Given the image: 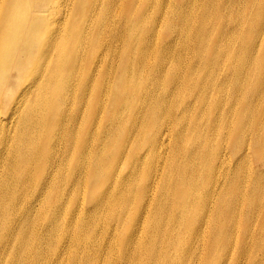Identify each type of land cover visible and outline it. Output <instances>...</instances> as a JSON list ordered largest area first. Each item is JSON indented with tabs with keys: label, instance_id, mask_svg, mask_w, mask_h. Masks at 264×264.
<instances>
[{
	"label": "bare ground",
	"instance_id": "bare-ground-1",
	"mask_svg": "<svg viewBox=\"0 0 264 264\" xmlns=\"http://www.w3.org/2000/svg\"><path fill=\"white\" fill-rule=\"evenodd\" d=\"M171 1L182 10L165 27ZM252 17L264 23V0H0V264H95L91 231L154 185L151 211L152 199L123 221L128 233H105V264H264V46L258 55ZM146 29L184 32L189 82L174 42L153 45ZM222 67L228 82L194 78ZM196 109L203 117L180 123Z\"/></svg>",
	"mask_w": 264,
	"mask_h": 264
},
{
	"label": "rangeland",
	"instance_id": "rangeland-1",
	"mask_svg": "<svg viewBox=\"0 0 264 264\" xmlns=\"http://www.w3.org/2000/svg\"><path fill=\"white\" fill-rule=\"evenodd\" d=\"M140 2L142 3V0H140ZM177 3H181L182 0H176ZM172 10H182V9H179V8H175L174 4H173V1L170 2V6L169 8L166 10V17H165V21L163 22V25L166 27V19L167 17L170 15V13L172 12ZM258 25L259 23L256 22V20L252 17L251 19V29H252V32L254 33L256 30H257V33L255 35L256 37V44L258 46V50L256 51L258 55H261L262 52H263V46H264V23H261L259 28H258ZM214 26L216 27V25L214 24ZM97 25L96 23L95 24H92L91 26V31L96 28ZM258 28V29H257ZM176 35L175 36H172L170 37V32L166 29H163L161 30V32L159 33V35L155 34V35H150V30H145L143 33L145 36H147L149 38V42L152 43L153 45H157L159 43H161V41H164V40H168L170 38V41H173L174 44L176 45V50H175V55L173 56V58H176L178 56V54H180L182 56V60H181V68H182V71H183V75H184V78L182 80V84H186L187 82H189V78L187 79V75L188 76H191L190 75V71H189V68L193 67L197 61L193 58V51L194 49H189V48H186V44L185 43H182V40H183V36H184V32L182 30L181 33L179 34L178 33V30H176ZM252 33V34H253ZM219 35V31L217 32V36ZM254 35V34H253ZM188 37H192V31L190 29V31L188 32ZM217 37H215L214 35L210 38V40H207L209 43H210V46L213 44V42H215V39ZM225 41L220 39L218 37L217 39V43L219 45H222ZM204 53H207V51H204ZM227 53V52H226ZM206 56V55H204ZM207 62H211L212 61V58L211 59H207V58H204ZM166 64V67H167V61L165 62ZM231 71L229 70L228 67H222L220 68L219 70H217L216 72H210V71H202L200 69L199 72H197L196 76L194 77L195 79H198L199 80V77L200 79L203 77H208L209 75L211 74H215V76H222L227 82H228V78L229 76L231 75ZM8 83L9 84H13L14 83V73L13 72H10V74L8 75ZM210 96V95H209ZM197 97V93L194 94V92L191 94V96L189 97V102H191V100H195ZM210 112H208L207 116L209 115ZM182 116V112L175 115V117L179 118ZM195 116H202L201 115V112L199 109H196L194 112H192L186 120L184 121H181L180 123L181 124H186L188 123L191 119H193ZM169 117V116H168ZM166 117L162 124H169L172 126V135L175 134V130H174V124L173 123V119L172 118H168ZM203 117V116H202ZM209 123H211V121L208 119ZM171 122V123H169ZM142 125V123L140 124V126ZM149 125L146 124V127L137 135L138 138H142L144 133L146 131L149 130ZM203 138H207V137H203ZM156 152L159 153V156L155 155L157 158H156V161L158 164H161V165H164L165 164V160H167L169 157H170V151L168 149H166L164 151L163 147H160L156 150ZM140 160H145V161H148V158L145 157V156H142L140 158ZM256 160V159H255ZM253 160V165L259 169V162L256 160ZM137 166H135L133 169H136ZM133 169H128L127 167H124L123 170H122V176H124L125 174L131 172ZM153 179H156V180H153ZM152 181L158 183L159 182V172L157 173H153V176L149 178V180H146L144 182V185L145 186H149L150 184H152ZM161 182V181H160ZM123 187V186H122ZM90 188V185L87 187V191L84 192L83 191V187H80L75 193H76V200L75 202L76 203H81L85 200H87L89 198V194H90V191H88ZM158 190V187H156V185L152 186L151 189L148 191V193L146 194V197H145V201L144 200H140V195H139V189L136 191V192H129L130 194L128 195V198L130 200V198L132 197L134 203L132 205V207L128 210H125L124 212H122L120 215H119V219L118 220H113L111 222H107L105 224V226L103 227H98L97 229H95L94 231H91V234L89 235V240H88V246H87V250L86 252L90 251V246L92 244L93 241H96L97 244H98V250L96 251V262L95 264H105V258L108 256V253H107V248L113 243L114 241V237H106L105 236V233H119V234H126L130 231L131 229V226L129 224L125 225V226H122V223L123 221L132 213V211L134 210H137V211H140V210H144V214H146L148 212V208L147 206H145V202L146 201H149L152 199V205L149 207V211L152 210V207L153 205L155 204V194ZM122 192V191H121ZM41 200V203H43V199H40ZM39 203V204H41ZM110 206V209H107L106 213L104 214L103 218H105L107 216V214L111 211V207H112V204L110 203L109 204ZM39 215L44 217V212L41 211V209L39 210ZM118 225V226H117ZM117 227V228H116ZM139 234L141 236V238L143 240L146 239V235L149 234L148 231L144 230V229H141V227L139 226ZM129 248L131 249H134V250H139L141 247L139 245V243H136L135 244H132L129 246ZM75 251H79L78 248L75 246L74 247V253ZM74 255V254H73ZM187 256V248L185 250V254ZM123 258H119L118 260L117 259H113L111 261V264H123ZM75 264V263H73ZM129 264H133L130 260V263ZM159 264V263H158Z\"/></svg>",
	"mask_w": 264,
	"mask_h": 264
}]
</instances>
